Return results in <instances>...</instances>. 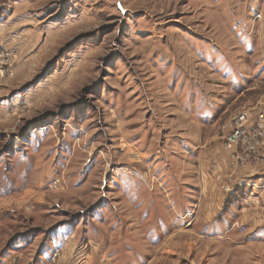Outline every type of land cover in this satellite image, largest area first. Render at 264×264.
<instances>
[{"label":"rangeland","instance_id":"rangeland-1","mask_svg":"<svg viewBox=\"0 0 264 264\" xmlns=\"http://www.w3.org/2000/svg\"><path fill=\"white\" fill-rule=\"evenodd\" d=\"M0 27V260L86 229L75 264H264V188L234 189L264 145L228 140L264 98V0H0Z\"/></svg>","mask_w":264,"mask_h":264},{"label":"crops","instance_id":"crops-1","mask_svg":"<svg viewBox=\"0 0 264 264\" xmlns=\"http://www.w3.org/2000/svg\"><path fill=\"white\" fill-rule=\"evenodd\" d=\"M0 29H1V27H0ZM0 36H1V33H0ZM3 46V47H2ZM0 47H2V48H4L5 47V49H6V51H9L10 49H7V48H9V47H7V44H6V42H4V40H1V38H0ZM12 64H13V60H12ZM12 66V65H11ZM16 68L18 69V67H17V65H15V67H14V69H15V74H16V72H17V70H16ZM13 75V74H12ZM5 103V102H4ZM1 108H3V109H5V107H4V105H1L0 106V109ZM189 153H192L193 155L196 153V152H194V150L193 151H188ZM190 161V160H189ZM218 165H219V163H218ZM208 167H210V166H208V164H207V169H208ZM170 167H164V169H162V170H160L159 171V169L157 170V173L158 174H156V177L158 176L159 177V181H160V183L163 185V184H165L166 182H167V180H166V178L169 176V174H173V176H174V178L175 179H179L180 177L178 176V173L177 172H175L174 170H170L169 169ZM173 169H174V167H173ZM159 172H163V174H159ZM170 172V173H169ZM208 175H210V176H213V174L211 173H209L208 172ZM207 175V176H208ZM50 177H51V175H50ZM50 177H49V179H50ZM166 177V178H165ZM249 178H251V177H249V175H247L246 174V176H244V175H242V177L239 179L240 181L239 182H236L235 184H234V189H236L237 188V186H239V187H244L243 188V191H245L246 192V189L248 190H251V192L253 193V192H257V190L258 189H263L264 188V185L263 184H259L260 182H259V180L260 179H257V181L256 180H254V181H251ZM48 178H46V175H44V178H43V182L44 183H46L48 180H49ZM221 180V178L219 177L218 178V180L215 178V179H213L212 181L211 180H209V182H208V185H209V187H207V189H205L206 190V192H205V195H207V196H209L210 198H212V195L210 194V192L211 191H213L214 193L213 194H215L214 195V198L217 200V202H218V195L219 194H217V185H218V183H219V181ZM262 180H264V178H262L261 179V181ZM50 181H52V180H50ZM50 181H48V184L47 185H49V184H51V182ZM50 182V183H49ZM213 183V184H212ZM262 183V182H261ZM46 185V186H47ZM164 186V185H163ZM49 187V186H48ZM164 189L166 190V192H167V185L164 187ZM233 189V190H234ZM237 189H239V188H237ZM232 191V190H231ZM21 192H19L17 195H19ZM22 194V193H21ZM214 199V200H215ZM26 200L27 201H25V202H19V204H17L18 206L19 205H23L24 207L25 206H27L28 205V201H30V200H28V198H26ZM243 202H242V204L243 205H246V203H247V198L244 200H242ZM4 202V201H3ZM2 202V203H3ZM4 206V205H3ZM3 206H2V209H3ZM213 206H214V201H211L210 202V207H211V209L213 208ZM238 206H239V203H238ZM210 207H207L206 209L207 210H210ZM242 208V206H239V208ZM186 215H192V211H190V210H187L186 211V213H185ZM212 221V220H211ZM80 232L79 231H74V232H72V233H69V235L68 236H64L63 238H62V241H61V243H60V245H58V246H56L55 247V249H53V252H52V254L50 255V256H48V257H46V258H41L39 255L42 253V252H44L45 251V248L46 249H49L48 247H44L43 246V249H40V254L34 259V261H32V262H27V264H41V263H44V262H46V261H48V260H50V259H52L53 258V254L57 251H59L58 253H59V255L57 256V258L55 257L54 258V261L56 262L55 264H75V263H73L74 261H73V259H78L79 257H80V255H78V253H80V252H78L77 253V249H79L80 247H82V246H85V245H89L90 244V242H92L91 241V235H92V232L91 231H88V230H83V233H81V234H79ZM53 234H56V232L54 231L53 232ZM62 236V234L61 233H58V234H56L55 235V237H58V238H60ZM54 237V238H55ZM50 244H51V239H50ZM52 246V245H51ZM76 253H77V255H76ZM95 255V254H94ZM3 260V261H2ZM2 260H0V264H3V263H5L6 262V260H7V258H5L4 257V259H2ZM5 260V261H4ZM3 262V263H2ZM100 261H98V262H95L94 261V258H93V263H95V264H100L99 263ZM6 264H7V262H6ZM26 264V263H25Z\"/></svg>","mask_w":264,"mask_h":264},{"label":"built area","instance_id":"built-area-1","mask_svg":"<svg viewBox=\"0 0 264 264\" xmlns=\"http://www.w3.org/2000/svg\"><path fill=\"white\" fill-rule=\"evenodd\" d=\"M10 55L7 51L0 47V79L7 78L13 74L9 68ZM229 144H233L239 149L256 150L264 145V98H261L254 104L253 108H244L239 110L235 116L230 119L228 124ZM237 149L239 152L241 150ZM50 188L56 190L66 189L65 184L59 178L51 182ZM64 185V186H63ZM59 252V251H58ZM57 251L53 254V258L41 263L51 264L54 258L59 255Z\"/></svg>","mask_w":264,"mask_h":264}]
</instances>
